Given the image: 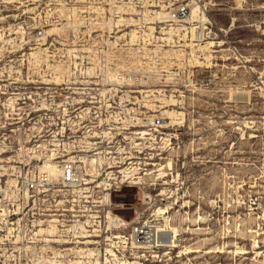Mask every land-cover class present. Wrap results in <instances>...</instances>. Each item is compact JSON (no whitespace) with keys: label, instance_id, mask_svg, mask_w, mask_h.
Here are the masks:
<instances>
[{"label":"rangeland","instance_id":"1","mask_svg":"<svg viewBox=\"0 0 264 264\" xmlns=\"http://www.w3.org/2000/svg\"><path fill=\"white\" fill-rule=\"evenodd\" d=\"M177 1L114 0L112 9L102 1L95 12L80 0H0V182L13 191L15 209L25 199L24 182L47 174L45 163L51 173L61 168L71 154L63 129L65 96L71 98L67 112L73 132L87 141L86 169L81 185L65 188L62 213L99 216L100 234L52 244L75 251L76 263L264 264V0H194L224 29L206 71L139 73L137 40H150L157 20L166 21L164 4ZM87 22L104 25L97 34L110 25L117 61L118 44L131 40L134 73H78L76 41ZM113 101L147 125L164 117L172 138L125 133L94 144L97 119ZM119 111L118 122L128 118ZM45 200L40 194L36 207ZM165 222L176 232H162V245L124 243L130 225ZM37 232L55 238L45 222ZM169 234L179 247L161 241Z\"/></svg>","mask_w":264,"mask_h":264},{"label":"built area","instance_id":"2","mask_svg":"<svg viewBox=\"0 0 264 264\" xmlns=\"http://www.w3.org/2000/svg\"><path fill=\"white\" fill-rule=\"evenodd\" d=\"M102 1H107L109 9L114 7V0H80L83 8L90 7L95 12L97 7L101 8L99 4ZM192 1L172 2V7L168 6V16L166 17L168 21L162 22L163 25H154L155 37H151L146 42L142 39L137 40L136 46L138 45V47L135 48L137 61L141 62L138 63L139 73H202L206 71L208 63L211 61V56L209 58L206 56L209 49L208 42L216 40L224 29L217 27L209 20L206 16L208 11L205 4L199 5L202 19L189 21ZM102 26H104L102 23L95 22L80 25V33L76 41L79 60L76 64L78 73H134L131 65L133 50L131 40L124 37L122 43L118 44V46H122L119 48L122 53V61H117L115 55L117 39L113 37L110 25H106L107 31L102 34L95 33V28ZM41 33V30L36 32L37 35H41ZM167 36H171L170 39ZM212 49L215 48L212 47ZM116 62H120V64H116ZM80 100V104L84 103L83 99ZM73 104L72 99L65 96L66 111L63 129L66 147L64 149L66 153L70 151L71 154L61 164L60 180H51L46 174H40L36 179L26 180L23 184L24 195H26L25 202L23 200L20 204H16L15 209H10L12 204L10 196L13 191L0 182V264H86L84 262L76 263L71 259L75 251L71 255L66 247H54L52 244H66L75 238H81L82 235L100 236L97 233L99 220L96 219L99 216L91 217L89 215L82 218L80 215H73L72 218H69L66 213H62L67 210L64 203L65 188L79 185L81 175L85 173L86 169L81 153L87 145V141L82 131L81 135L73 132L72 117L67 112L68 107H73ZM105 105L106 112L96 122L94 144L100 143L103 139L110 141L120 139L119 136L122 138L125 133L131 134L130 137L135 135L142 139H145L144 135H159V140L163 143L172 138L169 132H164L166 124L165 118L162 116L156 115L147 125L143 121L144 119L129 115L125 105L116 104L114 101L112 104ZM119 110H122V114L128 115V118L124 117L125 119L121 122L116 119L119 116ZM141 127H147V130L139 129ZM109 152H113L111 155L113 159L118 157L115 150H109ZM146 168L143 166L142 170L145 171ZM40 194L45 196L46 203L43 207H36ZM43 216H50V218L41 220ZM43 222L53 230L52 237H55L54 239L46 241L40 233H37V227ZM146 226L145 223L130 225L128 236H123L126 241L124 243L147 241L149 236ZM55 254H58V257ZM56 258H60V260Z\"/></svg>","mask_w":264,"mask_h":264},{"label":"bare ground","instance_id":"3","mask_svg":"<svg viewBox=\"0 0 264 264\" xmlns=\"http://www.w3.org/2000/svg\"><path fill=\"white\" fill-rule=\"evenodd\" d=\"M193 2V4L191 5V15H190V17L188 18V20L189 21H194V20H197V19H202V15L200 14V7H199V5H198V2L197 1H192ZM165 6H166V9L163 7L162 8V10H166L165 11V13H166V17L168 16V11H167V9H168V6L166 5V4H164ZM154 13H155V17L156 18H161L162 17V12L161 11H155L154 10ZM166 17H165V19H166ZM133 21V20H132ZM166 21H168L167 19H166ZM165 21V22H166ZM164 22V21H163ZM156 23H159V24H163L160 20H157V22ZM156 28V27H155ZM153 30H154V26H153ZM132 32H133V30H132ZM136 33V32H135ZM152 34V37H154L155 35H154V33H151ZM154 35V36H153ZM131 37H132V40H133V37H134V33H131ZM168 37V39H170V37L171 36H167ZM163 38V37H162ZM213 38H215V37H213ZM135 39V38H134ZM149 38H147V40H148ZM149 41V40H148ZM216 45H218V46H220V45H222V42L221 41H218V42H216V41H212V40H210V42H208V46H209V49H208V53H207V57L209 58V56H212V53L213 52H216V51H219V50H216V49H212V47H214V46H216ZM221 50H223V49H221ZM35 54V53H34ZM120 77V76H119ZM120 79V78H119ZM89 142V141H88ZM90 143V142H89ZM91 145V144H90ZM89 147V146H88ZM91 166V165H90ZM42 167H44L45 169H49V168H51L52 166L50 165V164H44ZM60 167H61V165H60ZM45 169H42L43 170V172H46L47 174V176H48V178L49 179H51V180H54V181H59L60 180V168H58V169H56V172L55 173H51L50 171H47V170H45ZM96 170V167H93V170ZM81 179H82V175H81ZM81 182H82V180H81ZM85 183H90V182H85ZM80 185H81V183H80ZM10 188V187H9ZM168 190V189H167ZM157 210V212L158 213H165V210L164 209H161V208H158V209H156ZM157 214V213H156ZM168 220V219H167ZM166 223V222H165ZM167 223H168V221H167ZM166 223V225H164V226H159V225H148V224H146L147 226L146 227H148V236H149V239L147 240V241H143V242H138V243H141V244H146V243H149V244H146L144 247H142V248H148V247H154L155 245H159V244H161V243H159V241H160V237H161V235H162V232H168L169 233V231H171V230H173V231H175V229L174 228H172L170 225L168 226V224ZM176 232V231H175ZM38 233V232H37ZM174 233V232H173ZM176 234V233H175ZM53 235V234H52ZM170 235V234H169ZM173 235V234H172ZM50 237H51V235H50ZM80 237V236H79ZM82 237V236H81ZM121 236H113V239L115 238H120ZM110 239H112V237L110 238ZM45 240H50V239H46L45 238ZM164 244H166V246H170V247H179L180 245H179V240L178 239H176V236H171L170 235V237H166V240H161ZM162 245V244H161ZM135 247H136V245H135ZM138 248H140V246H137ZM136 247V248H137ZM93 250V249H92ZM186 250V249H185ZM108 251V250H107ZM109 252L111 253V255L113 254L112 253V251H110L109 250ZM92 253H94V252H92ZM92 253L90 254V255H92ZM97 262V261H96ZM120 264H127L126 262H124V261H121L120 262ZM134 264H136V263H134Z\"/></svg>","mask_w":264,"mask_h":264}]
</instances>
